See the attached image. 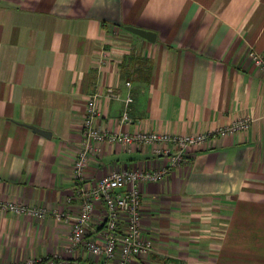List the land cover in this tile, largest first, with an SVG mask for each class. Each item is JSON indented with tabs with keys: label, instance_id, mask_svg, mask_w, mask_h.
<instances>
[{
	"label": "crops",
	"instance_id": "crops-1",
	"mask_svg": "<svg viewBox=\"0 0 264 264\" xmlns=\"http://www.w3.org/2000/svg\"><path fill=\"white\" fill-rule=\"evenodd\" d=\"M251 51L264 54V0H0V263L98 261L69 251L70 224L54 217L80 210L74 161L95 94L97 125L111 131L187 135L253 119L140 183L141 227L154 247L134 264H264V69ZM159 145L98 143L86 184L163 167ZM10 202L48 214L1 206ZM106 213L97 203L88 238L103 241Z\"/></svg>",
	"mask_w": 264,
	"mask_h": 264
},
{
	"label": "built area",
	"instance_id": "built-area-1",
	"mask_svg": "<svg viewBox=\"0 0 264 264\" xmlns=\"http://www.w3.org/2000/svg\"><path fill=\"white\" fill-rule=\"evenodd\" d=\"M254 62L264 69V54L251 51ZM130 84V82H127ZM112 92V89H109ZM133 101L128 95L126 106ZM101 116L98 107V97L92 94L87 99L86 113L82 123L83 141L74 161L75 193L80 198V210L77 214L57 211L54 217L58 221L70 224L68 250L74 252L78 247L98 261L82 263L77 258H63L58 255L50 257L29 258L24 261L4 262L0 264H134L140 255H149L153 250V239L142 231V195L140 183L143 181H158L165 178L171 170L185 162L187 154L193 147H198L210 138L232 134L250 127L253 119L249 116L235 119L231 123L214 130L187 134L173 135L155 131H111L97 125L96 120ZM127 111L123 113L121 122H128ZM109 141L114 143L133 144L136 142L156 146L155 153L168 158V164L158 169H123L100 177L92 186L86 184L85 168L92 151L98 143ZM97 203L106 206L105 227L101 231L103 241L87 237ZM5 209L17 214H30L45 217L48 210L45 207H29L22 203H3Z\"/></svg>",
	"mask_w": 264,
	"mask_h": 264
},
{
	"label": "water",
	"instance_id": "water-1",
	"mask_svg": "<svg viewBox=\"0 0 264 264\" xmlns=\"http://www.w3.org/2000/svg\"><path fill=\"white\" fill-rule=\"evenodd\" d=\"M126 29L134 32V33H137L139 35H142L143 37L149 39V40H154L155 39V33L152 32V31H149V30H146V29H143V28H139V27H134V26H125ZM35 131L41 133V134H44L46 136H51V131L49 130H45V129H42V128H39L35 125H30Z\"/></svg>",
	"mask_w": 264,
	"mask_h": 264
}]
</instances>
